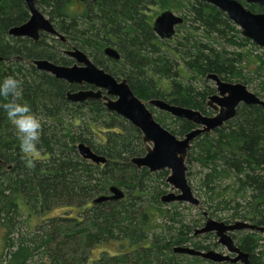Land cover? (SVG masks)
I'll return each instance as SVG.
<instances>
[{
  "label": "trees",
  "instance_id": "trees-1",
  "mask_svg": "<svg viewBox=\"0 0 264 264\" xmlns=\"http://www.w3.org/2000/svg\"><path fill=\"white\" fill-rule=\"evenodd\" d=\"M53 1L59 6L55 15L78 20L55 23L56 31L114 78L126 79L145 103L162 99L210 116L207 98L216 88L207 86V76L216 74L225 82L249 85L252 77L246 76L245 69L258 79L256 95L264 100V54L241 51L229 55L226 45L242 49L252 42L209 3L105 0L80 15L63 6V0ZM17 3L19 9L11 8ZM22 3L0 0V57L4 59L0 61V80L14 74L22 81V102L41 118V141L36 154H23L16 129L0 108V227L6 251L0 264H208L198 256L174 252L188 244L208 251L214 237L198 240L190 236L200 223L182 224V214L161 202L169 187L168 170L153 175L131 164L133 158L146 154L140 129L110 112L101 100L69 101L68 91L77 86L23 62L73 63L61 54L67 47L60 40L48 44L50 37L44 35L36 43L9 35L21 25L11 19L28 16ZM245 6L253 12L264 11L258 5ZM167 9L184 18L173 41L159 39L152 27L159 13ZM107 47L116 48L121 59L106 57L102 52ZM187 79H205V86L197 90ZM4 102L0 98V104ZM149 109L155 116L154 107ZM236 110L237 115L224 126L195 139L188 160L205 171L200 186L206 203L219 199L228 209L234 202L227 223L240 220L264 226V107L241 104ZM165 115L170 122L155 118L176 137L183 138L196 128L192 122ZM80 143L107 161L96 165L83 159L77 150ZM112 186L125 192L124 199L93 202L109 195ZM56 207L68 211L46 217ZM175 224L180 227L172 232ZM235 238L237 246L250 254L251 264H264V234L240 232ZM103 245H113L115 253L103 251L95 257L92 251Z\"/></svg>",
  "mask_w": 264,
  "mask_h": 264
},
{
  "label": "water",
  "instance_id": "water-1",
  "mask_svg": "<svg viewBox=\"0 0 264 264\" xmlns=\"http://www.w3.org/2000/svg\"><path fill=\"white\" fill-rule=\"evenodd\" d=\"M85 1V0H84ZM209 3L220 11L224 12L228 18L241 29L242 36L251 40L255 45L264 49V14H256L245 9L241 1L247 4H258L264 8V0H201ZM31 12L30 21L26 24L12 28L8 33L16 38H31L34 41L40 40V33L64 38L54 28L53 24L45 19L40 11L34 7L33 0H27ZM184 24V18L178 16L173 11L167 9L159 13L153 23V30L161 40H172L176 34V27ZM75 60V65H58L48 60L34 61V65L39 71L46 72L58 80H63L69 85L83 86L93 85L96 91L78 90L68 91L67 98L73 103H83L89 100H103L104 105L110 111L119 115L124 120L131 123L142 133V139L146 146L144 156L135 157L132 160L134 166L139 169L146 168L151 173L168 170L169 177L167 183L178 193L173 192L161 197V202L171 204L177 202H187L192 205H199L200 200L195 198L192 187L187 179L188 167L186 160L192 143L202 134H211L221 128L226 122L232 120L237 115L238 107L241 104L258 105L264 107V100L249 91L243 83H227L221 80L216 74H209L207 78L212 80L217 87V94L211 96L208 105L217 111L214 116H207L198 110L184 108L168 103L162 99H153L148 105L159 109L175 118L187 120L196 126L183 138L176 137L168 129L163 127L151 113L149 106L142 101L131 89L126 79L118 80L102 68L95 66L89 56L80 49H72L65 52ZM108 58L119 61L120 53L114 47H107L103 52ZM4 59L0 57V61ZM78 154L83 159L94 164H104L107 159L94 153L89 146L80 143ZM3 161L0 159V166ZM109 195H103L94 200L95 204L107 201H118L125 197V192L117 186L109 188ZM250 230L264 233V226L251 224L247 221H237L234 224L217 222L213 219L206 221L205 227L196 230V234L216 232L219 241L231 252L239 254L236 259H230L214 251L202 252L190 247H176L174 252L189 256H199L204 260L213 262L231 261L236 263L240 260L244 264H249V255L235 245L233 239L226 233L229 231Z\"/></svg>",
  "mask_w": 264,
  "mask_h": 264
},
{
  "label": "rangeland",
  "instance_id": "rangeland-1",
  "mask_svg": "<svg viewBox=\"0 0 264 264\" xmlns=\"http://www.w3.org/2000/svg\"><path fill=\"white\" fill-rule=\"evenodd\" d=\"M76 9L79 10V8H77V7H76ZM173 13H175L178 16H182L183 17V15L181 13H176V12H173ZM46 16L48 17V14ZM187 24L189 25L190 23L187 22L186 25ZM54 28H55V26H54ZM200 35H201V33H200ZM50 36H55V35H50ZM55 37L60 38L59 36H55ZM204 41H205V39H204ZM214 46H215V49H217L218 51H222V49H221V47L219 45L214 44ZM225 50L229 53V55H232L233 52H241V51L251 53L252 56H261V57H263V54H264V49L256 46L253 42L250 43V44H246L244 47H242V49L238 48V47L231 46V45H226ZM245 66H247L246 63L243 64V67H245ZM252 67H255V66H252ZM183 72H184V70H183ZM245 73H246V76L248 78L252 77L251 78L252 82L249 83V85H246V86L248 87L249 91H251L252 93L256 94L258 92V90H259L258 89V79L255 76H253L251 73H250L251 76H249V71L246 70V69H245ZM181 75H183L184 77L187 76L188 78L192 76L190 74L186 75L185 73H182ZM187 81L189 83L193 84V87L197 88V90H200L201 88H203L205 86L203 82L206 81V80L205 79H203V80H198V79L189 80V79H187ZM241 83H243V82H241ZM206 84H207V86H212V87L216 88L215 83L211 82V80H207ZM216 90H217V88H216ZM209 98H207L208 101H209ZM208 101H207V104H208ZM148 103H147V105H148ZM154 109L156 110L155 111V116L156 117L159 116V117H161L164 120L168 119L167 115H165L166 114L165 112H163V111H161L159 109H156V108H154ZM210 109L211 108H209V110H208L209 112H211ZM216 113L217 112L214 110L213 113L211 114V116L216 115ZM166 121L170 122V120H166ZM75 130H77V129L75 128ZM77 150H78V148H77ZM188 158L189 157H187V160H186V165L188 167V171L186 173L187 174V179H188V182H189L190 186L192 187V190H193V193L195 195V198H198L200 200V204L195 206V205L189 204L187 202H177V203L165 204V205H167L166 207H168L170 209L172 207L173 209H176L179 213H181L182 216L179 217V220L182 221V224H185V225H189L190 226L191 225L190 222H192V224H193V222H197L198 221L197 223H200L199 225L204 227V224H205V221H207V218L214 219L217 222L227 223L226 221L230 220V216L233 213L234 209H232V208H235L234 207L235 206L234 202L229 204L230 207L228 209H227V207L225 205L226 203L223 202V204H222L221 200L219 201V199L215 200L214 201L215 203H213L211 200L210 201L212 203L210 201H208V203H206L205 199H207V198H206L205 193H204L205 190H203L201 188V186H200L201 183H202V181H201L202 177L205 175V173H204L205 171H203L201 169V167L199 166L198 163H196V162H194V163L190 162L189 163ZM98 165H100V164H98ZM165 190H166V193L164 195L169 194V193H173V192L178 193V191H175L174 188L171 187L170 185ZM67 209L68 208H66V207H61V208L60 207H56L46 217H53V216H56L58 214L59 215L66 214V212L68 211ZM237 221H240V220H237ZM237 221H231L230 224H234ZM160 222L163 223V221L161 219H160ZM169 224L170 223H167V226H170ZM179 227H180V224H175V226H174L175 230H173L172 232L176 231V228H179ZM240 231H242V230H240ZM158 232L160 233L161 229H159ZM243 232L246 233V232H252V231L243 230L242 233ZM194 233L196 234V232H194V230H192V234L190 236H193ZM262 234H264V233H262ZM4 235H5V233H4L3 229L0 227V258L2 256L4 257V255L6 254V251H4V248H3V246H4ZM197 235H199V234H197ZM199 239L201 240V238H199ZM210 242H212V243L213 242H217V240L215 238H213ZM185 247H190L191 248V246L189 244L186 245ZM115 250H116V247H114L113 245H103V246L95 248V250L92 251V252H93L95 257H99L101 255V253H103V251H110L111 253H115ZM202 260H204V259H202ZM205 261H207V260H205ZM207 262H208V264H211L209 261H207Z\"/></svg>",
  "mask_w": 264,
  "mask_h": 264
},
{
  "label": "flooded vegetation",
  "instance_id": "flooded-vegetation-1",
  "mask_svg": "<svg viewBox=\"0 0 264 264\" xmlns=\"http://www.w3.org/2000/svg\"><path fill=\"white\" fill-rule=\"evenodd\" d=\"M34 1V7H36V9L38 10V11H40L41 12V14L45 17V19H47V20H49L52 24H53V26L55 25V23H75V22H77L78 20L76 19V18H72V16H68V17H63V16H61L59 13H56V15L54 14V10L55 9H57L59 6H58V4H56L53 0H33ZM64 2H65V4H63V6H66V8L67 9H69L70 11H72V13L74 12V13H76V14H80V15H82V14H84L83 13V11H85V12H87V11H90L95 5H97V4H100V3H102V2H104L105 0H63ZM242 2V4L245 6V4L246 5H258V4H247V3H245V2H243V1H241ZM22 6H24L27 10H28V16H23L22 18H14V19H11V21L12 22H15V23H17V22H19V23H21V25H23V24H26V23H28L29 21H30V18H31V12H30V9H29V5H28V2H27V0H23V3L21 4ZM213 6V5H212ZM258 6H260V5H258ZM19 7V4L17 3V5L15 6L14 4L11 6V8H17V9H19L18 8ZM76 7L77 8H79V10H77L76 9ZM215 7V6H214ZM261 7V6H260ZM261 8H263V7H261ZM218 9V8H217ZM245 9L246 10H248V8L245 6ZM219 10V9H218ZM262 10H264V8L262 9ZM249 11H251V10H249ZM251 12H253V11H251ZM88 13V12H87ZM253 13H256V14H264V11L263 12H253ZM48 14V17L46 16V15ZM52 19H53V21H52ZM230 20V19H229ZM231 21V20H230ZM232 22V21H231ZM233 23V22H232ZM183 25V24H182ZM182 25H178L177 27H176V34H175V36L174 37H176L177 36V34H178V27L179 26H182ZM235 25V24H234ZM239 30H241L237 25H235ZM41 35H40V40L39 41H41V39H42V37L44 36V35H48L50 38L49 39H47V43L48 44H50L49 42H52V40L53 39H57V40H60L61 41V43H63V44H65L66 46L65 47H67V48H62L61 50H60V52H61V54L62 55H64V56H66V57H68L69 59H71L72 61H73V63L71 64V65H64V66H72V65H75V60L73 59V58H71L70 56H68V55H65L66 53V51H69V50H72V49H75V48H77V47H74V46H71L69 43H68V40H67V37L65 36V35H63V34H61V33H59V34H61L64 38H58V37H55V36H50L51 34H48V33H44V32H41L40 33ZM241 36H242V33H241ZM173 37V39L172 40H163V41H173L175 38ZM243 38H245L244 36H242ZM22 39H26V40H32V41H34L33 39H31V38H28V37H25V38H22ZM245 39H247V38H245ZM249 40V39H248ZM39 41H37V42H39ZM34 42H36V41H34ZM36 42V43H37ZM250 42H252L251 40H250ZM257 46V45H256ZM78 49V48H77ZM81 50V49H80ZM81 51H83V50H81ZM84 52V51H83ZM103 52H104V50H103ZM102 52V53H103ZM105 55V54H104ZM89 56V55H88ZM106 56V55H105ZM107 57V56H106ZM89 58L93 61V59L89 56ZM21 61H23L22 59H20ZM42 60V59H41ZM34 61H37V60H30V61H28V60H24L23 62H25V63H27L28 65L27 66H29V65H34ZM51 62V61H50ZM93 63L95 64V62L93 61ZM35 66V65H34ZM95 66H98L97 64H95ZM99 67V66H98ZM37 68V67H36ZM35 68V69H36ZM100 68V67H99ZM38 70V69H37ZM222 80V79H221ZM223 81V80H222ZM211 82H213L212 80H211ZM225 82V81H224ZM227 83H231V82H227ZM235 83V82H234ZM216 85V84H215ZM71 86H77L78 88L76 89V90H71L72 92H76V91H78V90H91V91H96L97 90V88H95L93 85H88V84H85V85H83V86H78V85H71ZM217 88V87H216ZM215 94H217V90H216V92L215 93H213V94H211L209 97H211V96H213V95H215ZM208 97V98H209ZM90 101V100H89ZM101 101H103V100H101ZM104 102V101H103ZM84 103V102H83ZM77 104H80V103H77ZM147 104V103H146ZM208 105V104H207ZM208 107L209 108H211L210 109V111H211V113H213V111L215 110L214 108H212V106L210 107L209 105H208ZM217 112V111H216ZM211 116V115H210ZM206 215V214H205ZM207 216V215H206ZM210 218H207V221L209 220ZM214 220V219H213ZM226 224H230V223H226ZM205 225H206V221H205V224H204V227H205ZM203 228V226H201L200 225V227H198V228H196L195 229V232H196V230H200V229H202ZM240 232H242V231H229V232H227L226 234L227 235H229L232 239H233V241H234V243H235V245L234 246H236V247H238L240 250H241V248L239 247V246H237V240H236V238H235V236H238V233H240ZM197 239H199V238H201V240H204L205 239V236L206 235H210L211 237H214V238H216V240H217V242H213V246H210L211 247V249L210 250H208V251H202V252H209V251H214V252H216V253H218V254H221V255H223V256H227V257H229L230 259H236V258H238L239 257V254L238 253H235V252H231L226 246H224V245H222L221 243H220V241H219V237L217 236V233L216 232H210V233H206V235L205 234H199V235H195V233L193 234ZM199 236V237H198ZM200 240V239H199ZM214 243H216V244H214ZM194 249V248H193ZM196 250V249H195ZM197 251H200V250H197ZM242 252H243V254L245 253V254H248L249 255V257H250V254L249 253H246V252H244L243 250H241ZM199 257V256H198ZM248 257V258H249ZM201 259H203L202 257H200ZM207 261H209V260H207ZM209 262H211L212 264H224V263H226V264H244L243 263V261L242 260H240V261H238V262H236V263H233V262H231V261H224V262H220V263H217V262H213V261H209ZM249 264H251V261H250V258H249Z\"/></svg>",
  "mask_w": 264,
  "mask_h": 264
},
{
  "label": "clouds",
  "instance_id": "clouds-1",
  "mask_svg": "<svg viewBox=\"0 0 264 264\" xmlns=\"http://www.w3.org/2000/svg\"><path fill=\"white\" fill-rule=\"evenodd\" d=\"M0 98L5 101L0 108L16 129L21 152L26 156L36 154L41 141V118L27 102H22V81L16 75H8L0 80Z\"/></svg>",
  "mask_w": 264,
  "mask_h": 264
}]
</instances>
